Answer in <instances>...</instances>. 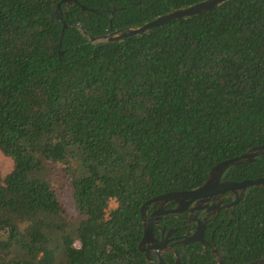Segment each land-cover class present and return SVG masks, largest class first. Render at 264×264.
Listing matches in <instances>:
<instances>
[{"label":"trees","instance_id":"trees-1","mask_svg":"<svg viewBox=\"0 0 264 264\" xmlns=\"http://www.w3.org/2000/svg\"><path fill=\"white\" fill-rule=\"evenodd\" d=\"M60 1L0 0V264H139L146 201L264 145V0L97 44L79 25L102 36L135 0H79L61 49ZM226 177L264 178V157ZM238 214V252L264 257V187Z\"/></svg>","mask_w":264,"mask_h":264},{"label":"flooded vegetation","instance_id":"flooded-vegetation-1","mask_svg":"<svg viewBox=\"0 0 264 264\" xmlns=\"http://www.w3.org/2000/svg\"><path fill=\"white\" fill-rule=\"evenodd\" d=\"M200 1L203 0L190 5ZM64 5L63 16L78 18L71 10L74 6L81 7L80 2ZM128 6L129 9L118 6L115 1L111 10L104 9L110 17L105 35L143 26L162 14L180 9L174 8L168 0H135L129 1ZM122 10H126L123 15L119 13ZM89 12L81 8L78 15ZM227 182L241 181L228 179L225 173L221 183ZM194 189L173 191L179 194L171 197L165 195L173 192L164 193L144 203L142 208L145 207L146 211L144 216L141 212L139 264H250L259 260L247 262L238 252L241 226L238 207L249 189L244 196L241 190L223 189L199 196L191 194Z\"/></svg>","mask_w":264,"mask_h":264},{"label":"water","instance_id":"water-1","mask_svg":"<svg viewBox=\"0 0 264 264\" xmlns=\"http://www.w3.org/2000/svg\"><path fill=\"white\" fill-rule=\"evenodd\" d=\"M72 1L75 2L76 4H79L78 0H61L58 4H56V19L58 22L60 21L63 22V29L61 31V38H60V44H59L60 49L62 48V45H63L65 31L69 27V25H67V23H65L62 18L63 17L62 5L64 4L71 5ZM228 1H231V0H203L193 5H190L188 7L176 9L170 13L159 16L155 18L154 20H152L151 22L146 23L143 26L126 28V29L117 31L115 33H107V35L102 36V37L100 36L93 37L88 31L84 29V27L81 24L79 25V29L88 38L89 43L91 44L116 43V42L123 41L135 35L144 34L166 23H170V22H174L177 20L194 17V16H198V15L211 12L213 10L218 9L220 6H222L224 3ZM81 8L86 13L90 11L86 6L81 5ZM94 12H96V10H94ZM62 54L63 52H60V56H62ZM258 157H264V145L255 147L240 157L228 159V160H225L217 164L215 167L211 169L208 175V178L206 179L204 184L201 185L199 188L192 190L191 194L204 196L218 189H223V190H232V191L241 190L244 196L248 189H252L254 187H264V178H259L256 180L246 179L241 182L221 183L222 177L229 169H231L234 166H238V165H242L245 163L255 161ZM177 194L179 193L173 192V193L165 195V197H171ZM145 211H146V208L143 207L141 209L143 216L145 214ZM250 264H264V258L259 259L255 262H252Z\"/></svg>","mask_w":264,"mask_h":264},{"label":"rangeland","instance_id":"rangeland-1","mask_svg":"<svg viewBox=\"0 0 264 264\" xmlns=\"http://www.w3.org/2000/svg\"><path fill=\"white\" fill-rule=\"evenodd\" d=\"M0 169L4 174H7L12 169V161L9 158L3 156L1 151H0ZM115 207H116V203L112 202L110 204L109 210Z\"/></svg>","mask_w":264,"mask_h":264}]
</instances>
